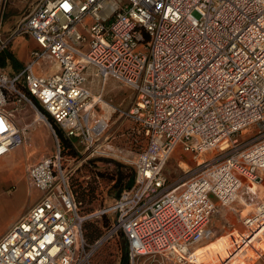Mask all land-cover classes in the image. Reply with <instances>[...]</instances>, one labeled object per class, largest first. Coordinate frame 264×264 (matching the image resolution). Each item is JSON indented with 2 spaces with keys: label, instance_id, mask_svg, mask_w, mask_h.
<instances>
[{
  "label": "built area",
  "instance_id": "1",
  "mask_svg": "<svg viewBox=\"0 0 264 264\" xmlns=\"http://www.w3.org/2000/svg\"><path fill=\"white\" fill-rule=\"evenodd\" d=\"M15 36L32 39L35 48L13 76L0 68V157L24 142L6 105L30 99L70 143L79 138L85 151L96 152L106 121L91 112L101 100L86 86L87 70L132 92L124 116L143 144L122 157L133 169L131 185L84 214L68 184L64 147L48 124L53 152L24 170L39 195L1 234L0 264H91L117 233L128 264L140 257L211 264L215 254L194 253L211 236L217 208L238 198L250 211L241 217L242 232L226 223L222 264L249 244L256 254L263 249L264 0H37L0 50ZM47 64L55 68L48 75ZM254 123L262 133L238 140ZM177 146L194 165L167 184L162 169ZM103 214H110L106 228L88 243L83 222Z\"/></svg>",
  "mask_w": 264,
  "mask_h": 264
},
{
  "label": "rangeland",
  "instance_id": "2",
  "mask_svg": "<svg viewBox=\"0 0 264 264\" xmlns=\"http://www.w3.org/2000/svg\"><path fill=\"white\" fill-rule=\"evenodd\" d=\"M26 1L27 4L19 6V0H0V44L14 31L16 25L23 20L37 0ZM17 37L21 36H15L11 41ZM11 41L7 43L5 49L0 50V68L9 77L21 70L15 71L10 67L8 60L6 66L1 60L3 52H6ZM47 67L55 69L49 64ZM87 72H89L87 80L90 83L91 94L93 97L100 94L101 100L93 106L91 112L103 117L106 126L96 140L98 146L96 152L92 154L84 150L79 138L71 139V147L61 143L64 147L63 166L68 176V184L74 199L80 203L79 210L84 214L100 209L112 201L116 196L118 186H113V181L109 180V176L115 173L116 168H119L123 173L132 169L130 164L122 161V157L130 158L143 144V136L136 131V125L124 116L133 101L132 92L114 79L107 78L102 81L93 75L92 70ZM17 88L20 93L26 96L22 85H18ZM30 102L31 105L22 102L17 106L12 105L11 102L6 105V108L13 112V118L24 137V142L12 147L10 152L0 158V163L4 164L0 169V226L19 208L29 202L23 175L26 165L52 153L54 150V140L48 124L52 128L53 126L47 117L39 111L36 102L31 99ZM41 115L45 119L40 120ZM259 132L262 133L261 129L254 123L242 130L237 138L238 140H245L260 134ZM216 150L212 149L204 154L209 155ZM13 152L14 157L9 162ZM12 163L14 164L10 166ZM193 165L192 155L188 152H182L177 146L162 169L166 183L171 184L188 176L189 173L183 172L191 169ZM10 167L18 174L17 179L5 178ZM248 211H250V206L245 205L239 198L229 207H218L217 212L212 215L210 220L211 236L201 242L202 246L222 239L219 237L216 240L218 236H225V240L228 241L230 234L226 223L232 224L236 232H242L244 227L241 223V217ZM108 216L110 217V214H103L100 217H89L84 221L82 233L88 243H92L104 231L109 221ZM125 246L126 242L123 235L117 233L116 237L104 242L94 251L91 264H119L122 249ZM256 246L255 243L247 245L231 259L232 261L230 260V264H240V259L237 256L241 253L242 264H249L257 255L255 253ZM229 250H232V246L229 247ZM196 252L197 250L194 254ZM224 257L212 264L224 263ZM134 264L157 263L140 257Z\"/></svg>",
  "mask_w": 264,
  "mask_h": 264
},
{
  "label": "crops",
  "instance_id": "3",
  "mask_svg": "<svg viewBox=\"0 0 264 264\" xmlns=\"http://www.w3.org/2000/svg\"><path fill=\"white\" fill-rule=\"evenodd\" d=\"M19 6H23L25 4H27L26 0H19ZM35 48V43L33 42L32 39L21 36V37H17L15 38L13 41H11L10 45L7 47L6 52L9 53L19 64L20 67L22 68L27 59H28V52ZM7 60H5V66H6ZM20 68V69H21ZM18 69V70H20ZM54 69H50L46 75L53 73ZM17 71V70H15ZM88 71V70H87ZM86 71V76H89V72ZM86 86L88 87V89L91 92L90 89V83L87 80ZM12 149V148H11ZM10 149V150H11ZM10 150L8 152H10ZM7 152V153H8ZM6 153V154H7ZM5 154V155H6ZM3 155V156H5ZM3 156H1L0 158H2ZM12 158H10L9 162H11V159H13L14 157V152L11 156ZM14 163H12L10 166H12ZM4 166L3 163H0V169ZM24 175V174H23ZM9 177H13L16 178L18 177V174L15 173V171L13 169H11V167L8 170V174L5 176V178H9ZM25 181V178H24ZM26 184V181H25ZM27 186V184H26ZM259 190H262L260 193H264V181H263V188ZM27 195L29 196V202L26 203L24 206H22L21 208L18 209L17 212H15V214H13L10 218H8L6 221H4V223L0 226V236L1 234L8 228V226L24 211L27 210V208L37 199L39 192L33 188H29L27 186ZM233 209V208H232ZM236 210V209H234ZM228 241L225 239H220L217 242H213L211 244L205 245L199 249H197L196 252V257L198 258H205V257H210L211 255L215 256V259H221V257L227 256L229 255V252L227 251V243ZM210 245V246H209ZM262 250L252 259V261L249 264H264V244L262 246ZM247 256V255H246ZM240 259V264L243 263V261L241 260L242 257V253L239 254V256H237ZM234 256H232L231 259H233ZM248 258V257H247ZM232 261V260H231ZM231 261L229 260V264L231 263ZM214 263L213 260H211V264Z\"/></svg>",
  "mask_w": 264,
  "mask_h": 264
},
{
  "label": "trees",
  "instance_id": "4",
  "mask_svg": "<svg viewBox=\"0 0 264 264\" xmlns=\"http://www.w3.org/2000/svg\"><path fill=\"white\" fill-rule=\"evenodd\" d=\"M2 62L5 64V60H8L10 67L13 70H18L20 69V64L9 54L6 52H3L2 58H1ZM39 111L45 116L47 117L48 121L52 124L54 131L56 133V135L58 136V138L61 140V143H63L65 146L67 147H71L70 141L68 139H66L62 133V131L60 130V128H58L56 126V124L52 121L51 117H49L48 115H46L38 106ZM132 179H133V171L132 169H129L127 172H121L119 170V168H116L115 173L111 174L109 176V180L113 181V186H118L116 195L118 194V192L122 189V188H126L129 187L132 183ZM121 181H123V184H121ZM121 184V185H120ZM92 193V191H91ZM76 201V200H75ZM78 201V200H77ZM84 223V222H83ZM83 227V224H82ZM86 239V238H85ZM87 241V239H86ZM88 242V241H87ZM119 264H128L127 261V257H126V246L124 247V249H122V255L120 257V261Z\"/></svg>",
  "mask_w": 264,
  "mask_h": 264
},
{
  "label": "bare ground",
  "instance_id": "5",
  "mask_svg": "<svg viewBox=\"0 0 264 264\" xmlns=\"http://www.w3.org/2000/svg\"><path fill=\"white\" fill-rule=\"evenodd\" d=\"M40 117H41V119H40V120L44 119V117H42V116H40Z\"/></svg>",
  "mask_w": 264,
  "mask_h": 264
}]
</instances>
